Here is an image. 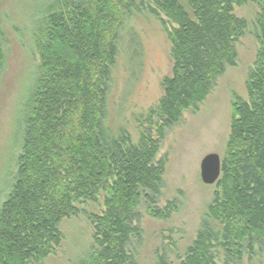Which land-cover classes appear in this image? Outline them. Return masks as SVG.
<instances>
[{
    "label": "trees",
    "instance_id": "trees-1",
    "mask_svg": "<svg viewBox=\"0 0 264 264\" xmlns=\"http://www.w3.org/2000/svg\"><path fill=\"white\" fill-rule=\"evenodd\" d=\"M244 2L62 0L47 6L15 181L0 208V264L42 261L61 240L60 221L77 213L75 203L95 200L101 191L104 211L90 218L93 248L82 264H137L131 241L140 233L132 222L142 195L148 205L160 195L165 159H156L158 144L234 64V43L245 28L234 6ZM140 5L160 11L172 25L165 28L172 64L148 110L146 123L159 121L155 135L148 126L133 141L128 132H113L105 114L118 26ZM256 28L259 48L245 85L247 100L232 104L217 189L179 264H215L220 251L221 264H237L244 248L264 243V0ZM1 39L0 30V64ZM155 264L168 263L158 257Z\"/></svg>",
    "mask_w": 264,
    "mask_h": 264
},
{
    "label": "rangeland",
    "instance_id": "rangeland-1",
    "mask_svg": "<svg viewBox=\"0 0 264 264\" xmlns=\"http://www.w3.org/2000/svg\"><path fill=\"white\" fill-rule=\"evenodd\" d=\"M57 1L62 0H0L4 58L0 64V208L15 181L25 118L40 73L36 40L47 6ZM260 6L261 0H245L241 6H234L236 17L245 21V28L234 43V64L225 66L205 99L196 108L182 112L180 120L165 130L158 144L156 159H165L160 195L151 205L142 195L132 222L140 233L131 241L137 264H155L158 257H165L168 264H179L196 236L217 189L216 184L201 181L200 161L209 153L222 159L232 104L237 98L247 100L245 85L259 48L256 19ZM171 27L163 13L157 10L154 14L143 5L131 8L118 26V54L112 67L105 123L115 133L128 132L133 141L149 126L148 110L156 105L162 94V80L170 74V44L165 28ZM151 121L149 127L154 136L159 121L156 117ZM103 197L101 191L95 200L76 202L77 213L58 224L59 244L35 264L87 261L93 248L90 218L104 211ZM169 203L173 204L170 212L166 211ZM149 207L163 211V218L150 214ZM222 253H215V264L223 262ZM237 264H264V243L261 247L254 244L250 251L244 248Z\"/></svg>",
    "mask_w": 264,
    "mask_h": 264
},
{
    "label": "water",
    "instance_id": "water-1",
    "mask_svg": "<svg viewBox=\"0 0 264 264\" xmlns=\"http://www.w3.org/2000/svg\"><path fill=\"white\" fill-rule=\"evenodd\" d=\"M221 173V158L215 153L206 154L200 161V178L204 184H216Z\"/></svg>",
    "mask_w": 264,
    "mask_h": 264
}]
</instances>
